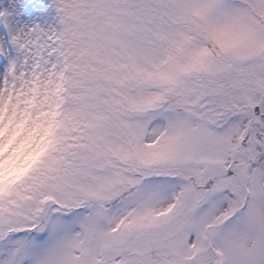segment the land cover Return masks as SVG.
<instances>
[{
  "label": "snow or ice",
  "instance_id": "1",
  "mask_svg": "<svg viewBox=\"0 0 264 264\" xmlns=\"http://www.w3.org/2000/svg\"><path fill=\"white\" fill-rule=\"evenodd\" d=\"M11 16L0 264H264V0Z\"/></svg>",
  "mask_w": 264,
  "mask_h": 264
},
{
  "label": "rangeland",
  "instance_id": "2",
  "mask_svg": "<svg viewBox=\"0 0 264 264\" xmlns=\"http://www.w3.org/2000/svg\"><path fill=\"white\" fill-rule=\"evenodd\" d=\"M51 0H0V12L6 9L12 13L10 19L15 24L17 21L31 23L41 19V13ZM51 13L52 10L48 9ZM3 22H0V28H4Z\"/></svg>",
  "mask_w": 264,
  "mask_h": 264
}]
</instances>
